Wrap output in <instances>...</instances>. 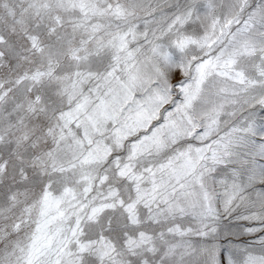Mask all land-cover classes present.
I'll list each match as a JSON object with an SVG mask.
<instances>
[{"label":"snow or ice","instance_id":"6c2138e0","mask_svg":"<svg viewBox=\"0 0 264 264\" xmlns=\"http://www.w3.org/2000/svg\"><path fill=\"white\" fill-rule=\"evenodd\" d=\"M0 264H264V0H0Z\"/></svg>","mask_w":264,"mask_h":264}]
</instances>
